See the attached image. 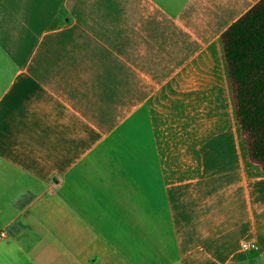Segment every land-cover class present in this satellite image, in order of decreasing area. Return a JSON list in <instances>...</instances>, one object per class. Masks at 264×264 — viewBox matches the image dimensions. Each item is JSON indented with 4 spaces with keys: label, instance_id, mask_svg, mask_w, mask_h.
I'll use <instances>...</instances> for the list:
<instances>
[{
    "label": "crops",
    "instance_id": "obj_1",
    "mask_svg": "<svg viewBox=\"0 0 264 264\" xmlns=\"http://www.w3.org/2000/svg\"><path fill=\"white\" fill-rule=\"evenodd\" d=\"M258 1L0 0V264H263L222 42Z\"/></svg>",
    "mask_w": 264,
    "mask_h": 264
},
{
    "label": "trees",
    "instance_id": "obj_2",
    "mask_svg": "<svg viewBox=\"0 0 264 264\" xmlns=\"http://www.w3.org/2000/svg\"><path fill=\"white\" fill-rule=\"evenodd\" d=\"M222 42L249 160L264 176V0L229 26Z\"/></svg>",
    "mask_w": 264,
    "mask_h": 264
},
{
    "label": "built area",
    "instance_id": "obj_3",
    "mask_svg": "<svg viewBox=\"0 0 264 264\" xmlns=\"http://www.w3.org/2000/svg\"><path fill=\"white\" fill-rule=\"evenodd\" d=\"M1 235L4 236V233H2ZM243 247L244 248L256 247V244L245 243V244H243Z\"/></svg>",
    "mask_w": 264,
    "mask_h": 264
},
{
    "label": "rangeland",
    "instance_id": "obj_4",
    "mask_svg": "<svg viewBox=\"0 0 264 264\" xmlns=\"http://www.w3.org/2000/svg\"><path fill=\"white\" fill-rule=\"evenodd\" d=\"M263 264H264V262H263Z\"/></svg>",
    "mask_w": 264,
    "mask_h": 264
}]
</instances>
